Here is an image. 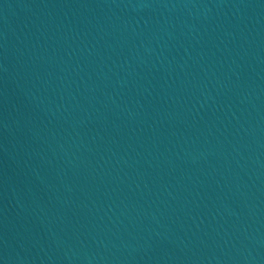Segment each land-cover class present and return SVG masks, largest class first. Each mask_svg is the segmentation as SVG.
Wrapping results in <instances>:
<instances>
[{
	"label": "water",
	"instance_id": "95a60500",
	"mask_svg": "<svg viewBox=\"0 0 264 264\" xmlns=\"http://www.w3.org/2000/svg\"><path fill=\"white\" fill-rule=\"evenodd\" d=\"M0 264H264V0H0Z\"/></svg>",
	"mask_w": 264,
	"mask_h": 264
}]
</instances>
